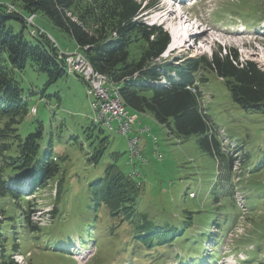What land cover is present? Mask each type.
Here are the masks:
<instances>
[{"label": "rangeland", "instance_id": "374dc122", "mask_svg": "<svg viewBox=\"0 0 264 264\" xmlns=\"http://www.w3.org/2000/svg\"><path fill=\"white\" fill-rule=\"evenodd\" d=\"M148 1L155 2L154 9L142 16L148 26L163 25L170 33L177 26L160 20L164 3L182 12L184 22L190 18L191 24H185L191 34L185 48L164 54L162 60L178 65L186 59H209L218 49L223 54L225 50H233L243 61L258 63L264 69V0H186L181 4L175 0H144V5ZM0 2L12 6L11 0ZM254 2L259 9L252 10ZM34 24L23 29L20 22L10 23L16 34L24 31L27 40H33L31 30H40L62 52L78 51L76 42L45 15L37 14ZM198 27L203 33L194 37ZM199 36L200 41L196 40ZM145 47L140 41L132 46L130 53L134 60L142 56ZM11 73L27 96L30 108L37 110L18 125L19 134L24 139L41 126L42 142L45 148L52 147L53 158L58 159L60 168L59 176L35 194H31L27 182L20 185L18 189L31 202L29 208L23 201L19 205L8 198L0 201V225L13 223L10 217L20 224L19 218L29 209L32 226L40 230L34 234V228L25 231L16 228L18 252L12 251L11 240L6 244V253L14 261L18 264H264V116L241 109L216 74H210L208 82L199 86L205 108L216 127L222 130L218 131L221 141L228 136L244 145L249 152L246 163L242 162L245 152L234 147L230 152L223 150L222 155L211 156L201 150L198 136L187 140L170 137L152 116L135 115L129 110L133 124L137 118L141 129L140 155L132 161L129 135L112 132L96 121L93 98L88 96L82 79L65 74L50 83L47 73L31 65ZM102 151L98 161L91 159ZM111 166L127 178L132 171L140 173H132L141 183L135 193L138 210L154 221L153 225L174 227L178 237L173 247L161 248L170 255L146 248L140 253L150 255L151 262L144 261L148 257H140L135 252L134 241L130 240L133 231L109 216L103 207L101 212L94 210L90 183L104 177ZM56 208L59 213L54 218L52 212ZM89 232L90 236L80 238Z\"/></svg>", "mask_w": 264, "mask_h": 264}, {"label": "trees", "instance_id": "16d2710c", "mask_svg": "<svg viewBox=\"0 0 264 264\" xmlns=\"http://www.w3.org/2000/svg\"><path fill=\"white\" fill-rule=\"evenodd\" d=\"M7 5L0 2V201L8 198L18 205L23 201L29 208L31 202L18 189L20 185L27 182L31 194H35L60 173L52 147L45 148L42 142L41 126L24 139L18 132V125L33 107L30 108L28 98L12 77L11 70H24L31 65L39 72L47 73L50 83L68 74L66 56L48 35L31 30L33 40H27L24 31L18 34L13 31L12 21L22 23L25 29L27 25L32 26L29 17L34 16L35 21L37 14L45 15L76 42L79 52L96 72L107 76L110 83L119 87L121 101L128 110L135 115L152 116L165 127L170 137L187 140L198 136L201 150L211 156L222 155L223 149L218 134L221 130L209 117L199 87L208 82L210 74L214 73L224 81L233 101L241 109L264 116V69L258 63L243 61L237 51L225 50L223 54L218 49L209 59H186L178 65L162 60L171 43L169 34L161 26H148L142 21L144 13L154 9V1L144 5V0H11L13 10ZM251 7L252 10L259 9L255 2ZM245 22L250 25L247 17ZM138 41L144 42L146 47L142 56L134 60L130 50ZM139 125L137 121V131ZM235 142L238 149L245 152L242 162H248L249 152L239 141ZM101 156L103 151L91 159L98 161ZM132 173L138 172L132 171L127 178L111 166L104 177L91 182L94 210L103 207L109 216L133 231L130 240L134 241L135 252L140 257L150 258V255L140 253L146 248L170 255L161 248L173 247L172 243L178 237L174 234L175 229L168 225H153L154 221L139 212L135 193L141 183ZM58 189L59 199L61 180ZM31 213L32 210L27 209V213L19 218L20 224H15L14 218L10 217L13 223L0 225V264H18L6 253L9 240L12 251L18 252L17 227L24 231L34 228V234L40 232L31 224ZM58 213L57 208L53 210L54 218ZM90 235L89 232L80 238ZM148 258L144 261L149 262Z\"/></svg>", "mask_w": 264, "mask_h": 264}, {"label": "built area", "instance_id": "2783aa9c", "mask_svg": "<svg viewBox=\"0 0 264 264\" xmlns=\"http://www.w3.org/2000/svg\"><path fill=\"white\" fill-rule=\"evenodd\" d=\"M13 10V6H9ZM30 24H34V16L28 18ZM67 66L72 68L74 74L81 75L88 84V94L94 98L93 107L100 116H102L108 126L118 133L127 135L132 129V123L128 122L122 116L117 103L114 102V95H117V90H112L111 83L106 77L105 81H97V74H93L91 70L84 69V63L81 60L80 53L66 55ZM36 110H33L35 113ZM116 124V125H114ZM138 140L133 139L130 142V148L133 155L138 154L137 149Z\"/></svg>", "mask_w": 264, "mask_h": 264}, {"label": "bare ground", "instance_id": "6f19581e", "mask_svg": "<svg viewBox=\"0 0 264 264\" xmlns=\"http://www.w3.org/2000/svg\"><path fill=\"white\" fill-rule=\"evenodd\" d=\"M171 1H174V0H171ZM191 1H193V0H191ZM180 2L181 1H178V3H180ZM181 6H183V5H180V7ZM182 10H184V8ZM180 13H182V12H180ZM180 13H178V11L176 10V8L174 6H170L169 4L164 3V7L162 8V17H163V19L160 18V16H159L160 20H163L166 23H172V24H176L177 25L176 27H172V37H173V41L171 42V45L169 47V51L167 53L173 51V49L174 50H178V49L184 47L186 45V39H188L190 37V35H191L190 34V27L186 28V26H185V24L188 23L189 18L186 19L185 22H184L183 21V16L184 15L182 16V14H180ZM188 24H191V23H188ZM193 26H196V24H194ZM199 29H200V27H198V30L193 33L194 34L193 35L194 37L197 34L200 35L201 32L203 31V30H201V32H199L200 31ZM205 33H206V31H204V34ZM196 40L200 41L201 40V36L196 37ZM194 44H195V42H194ZM174 52H176V51H174ZM80 55H81V60L84 63V69L85 70H91V72L93 74H97V81H105V79H106L107 76H105V75H103V74H101L99 72H96L93 69V67L90 65V63L86 59V57L83 54H81V53H80ZM67 67H68V72L71 73V74H74L72 72V68L69 67V66H67ZM112 85H113L112 90H117V92H118L117 95H114V102L117 103V106H118L119 111L121 112L122 116L125 117L128 122H130V123L133 124L132 118L130 117V114H129L128 110L126 109V107L123 105V103L121 101V98H120V95H119V87H117L114 84H112ZM97 120H98V122H100L101 124H103L105 127L109 128L110 130H113V128H111V126H108L107 125L106 120L102 116H100L99 113H97ZM231 147H234V145H232ZM235 156H237V154H235Z\"/></svg>", "mask_w": 264, "mask_h": 264}]
</instances>
